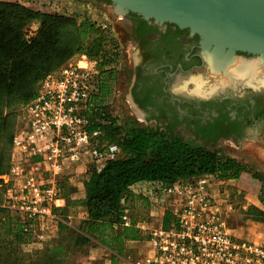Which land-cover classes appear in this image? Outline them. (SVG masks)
<instances>
[{"label":"built area","instance_id":"obj_1","mask_svg":"<svg viewBox=\"0 0 264 264\" xmlns=\"http://www.w3.org/2000/svg\"><path fill=\"white\" fill-rule=\"evenodd\" d=\"M91 24L102 43L100 59L80 52L41 79L34 97L19 108L9 167L0 174L5 208L30 237L29 244L43 243L40 236L56 226V210L66 201V171L85 157L100 169L121 152L102 130L112 120L121 122L112 114L114 89L105 98L100 92V74L118 51L114 22ZM155 182L156 191L166 194L164 203L154 190L147 198L164 209L166 224L137 222L125 205L121 226L137 228L146 243L145 252L127 264H264V240L236 232L233 218L241 194L229 179L214 172L169 185Z\"/></svg>","mask_w":264,"mask_h":264},{"label":"trees","instance_id":"obj_2","mask_svg":"<svg viewBox=\"0 0 264 264\" xmlns=\"http://www.w3.org/2000/svg\"><path fill=\"white\" fill-rule=\"evenodd\" d=\"M96 1L109 4L106 0ZM50 17L19 2L0 0V174L9 167L11 140L19 108L34 97L35 83L41 76L47 75L70 58H66L67 54L62 50L52 61L48 56V43L42 39V35L25 38L26 26L31 20L41 21L40 27L43 28L46 21H50ZM79 29H89L95 34V29L90 24L82 23ZM82 43L81 40L80 46ZM80 46L75 51L94 57V54L80 49ZM106 74L108 72L100 74L101 98H105L109 90ZM102 130L105 139L116 143L121 152L117 158L107 161L100 169L92 166L89 169V177L84 184V206L88 219L83 224V230L88 234L98 231L107 233L113 225L121 227L120 217L127 205L126 199L130 196L129 187L135 182L159 181L169 185L214 172H218L222 179H234L247 168L235 158L226 157L205 146L191 145L159 127H126L122 122L117 124L112 120L108 125L102 126ZM65 196L67 198L66 193ZM257 199L264 209L262 186ZM242 202L241 196L237 211ZM252 211L254 212V206L245 209V213ZM57 213L56 210V215ZM9 214L10 224L2 228L4 232L12 235L15 244L30 241L17 218L10 212ZM233 221L237 225L235 216ZM60 225L67 229L59 221L58 230ZM132 230L142 238L139 230L130 226L122 229L117 241L119 242L120 236L129 237ZM57 239L40 251L41 255H47L56 262L69 258L74 248L79 251L77 245L82 243L80 239V242L77 240V243L67 247L63 244L68 239L67 235ZM98 240L105 244L101 238ZM119 249L117 248V252Z\"/></svg>","mask_w":264,"mask_h":264},{"label":"flooded vegetation","instance_id":"obj_3","mask_svg":"<svg viewBox=\"0 0 264 264\" xmlns=\"http://www.w3.org/2000/svg\"><path fill=\"white\" fill-rule=\"evenodd\" d=\"M113 27L115 38L116 30L122 27L128 44L140 57L134 67L130 98L144 121L161 123V130L183 127L196 138L234 144L241 140L242 145L264 133L263 86L259 89L239 83L223 72L213 74L228 78L224 84L206 87L205 77L198 76L175 86L179 78L204 69L211 72L200 55L196 35L133 14L123 16ZM240 56L250 61L248 56ZM195 78L201 80L198 90Z\"/></svg>","mask_w":264,"mask_h":264},{"label":"rangeland","instance_id":"obj_4","mask_svg":"<svg viewBox=\"0 0 264 264\" xmlns=\"http://www.w3.org/2000/svg\"><path fill=\"white\" fill-rule=\"evenodd\" d=\"M12 1L19 2L32 10L40 11L51 16L50 21H46L43 28L40 27L41 21L35 19L31 20L26 26L27 34L25 36L26 39H30L42 35V39L48 43V56L51 60L62 50L63 53L67 54L66 58L78 54L79 52L75 50L80 46L81 40L83 43L80 49L89 51L91 54H94V60H99L103 48L101 40L97 37L96 30L95 34L89 29L80 30V24L86 23L87 25H92L91 21L95 19H110L114 24L120 22V19H117V15L114 14L110 4L96 0ZM116 31H118V33L115 42L118 46V51L115 58L111 60V64L107 71L108 74L105 75L106 82L109 84V89H114V96L112 97V114L116 120L119 119L126 127H160L159 125H161V123H147L144 121L133 106L130 98V87L133 80L134 67L137 65L138 61H140V57L128 44L126 33L123 31L122 27ZM97 41H99L98 44ZM240 58L241 57H238L237 61ZM237 61L235 64L239 62ZM232 66L226 68L228 73L231 72ZM197 73L198 74L177 79L175 86H178L180 82L186 81L188 77H205L206 87L217 85L223 79L222 76L213 74L212 72L209 73L205 69ZM43 77L44 76H41L36 81L35 89ZM259 77L262 79L264 78V72L262 70L259 72ZM263 83L254 86H258L259 89H261L262 86L264 87ZM188 87L192 88L190 84H188ZM166 131L168 134L180 137L191 145L205 146L219 151L220 154L226 157L237 159L254 173V176L262 182L261 186L264 188V133L259 134L257 136L258 139H254V142H244L242 145L243 141L241 140H238L240 141L239 144H234L233 142L224 140L210 141L196 138L190 135L183 127H174ZM255 190L257 191V187ZM249 206H254V212L245 213L247 207L235 211L234 216L237 222V225H235L237 228L236 232L243 238L252 239L254 241L264 240V209L261 204L257 202L256 198H254V205ZM40 251L41 249L34 248L33 244H29L28 242H22L18 245L14 243L12 238L0 237V264H43V261H45V264H83L81 252L77 251L75 248L69 258L59 262L50 259L47 255H41Z\"/></svg>","mask_w":264,"mask_h":264},{"label":"crops","instance_id":"obj_5","mask_svg":"<svg viewBox=\"0 0 264 264\" xmlns=\"http://www.w3.org/2000/svg\"><path fill=\"white\" fill-rule=\"evenodd\" d=\"M90 167L91 162L89 158L85 157L75 168L66 171L65 193L67 194V198L64 205L57 209V224L48 234L40 236L44 240L43 243H34L33 247L42 250L57 238L67 235V241L63 242L67 247L72 244L74 245L77 240L80 242L81 239L82 243L77 246L83 257V264H127L139 258L146 249V243L138 237L137 232L132 230L127 238L120 236L118 242L117 236L125 228L123 226L121 228L120 226L113 225L107 233L98 231L88 234L83 230L84 221L88 219L87 210L84 206V184L89 177ZM229 182L235 190L240 192L243 198L242 208L245 209L249 205H254V198L258 202L257 196L262 182L248 168L242 171L237 178L229 179ZM156 185L157 182L155 181L143 180L135 182L129 187L130 196L127 197L128 200L126 199L129 208L128 214L131 218L137 222L144 223L148 227L164 224L166 221L164 209L159 205H152L147 198L149 190H154L159 204L164 203L166 194L156 191ZM256 187L257 191L255 190ZM59 221H62V224L67 229L61 228L60 225L58 230ZM9 224L10 214L5 208L2 192L0 193V237H12L11 234L5 233L2 229ZM99 238L105 244L100 243ZM117 248H120L119 252H117Z\"/></svg>","mask_w":264,"mask_h":264},{"label":"water","instance_id":"obj_6","mask_svg":"<svg viewBox=\"0 0 264 264\" xmlns=\"http://www.w3.org/2000/svg\"><path fill=\"white\" fill-rule=\"evenodd\" d=\"M106 1L115 14H133L196 35L200 55L212 73L229 76L226 68L235 64L238 54L254 58L264 72V0Z\"/></svg>","mask_w":264,"mask_h":264},{"label":"bare ground","instance_id":"obj_7","mask_svg":"<svg viewBox=\"0 0 264 264\" xmlns=\"http://www.w3.org/2000/svg\"><path fill=\"white\" fill-rule=\"evenodd\" d=\"M238 61V63L233 65L231 68V72L229 73V76H231V78L239 83L251 84V86L264 82V78L262 79L259 77L260 68L258 63L254 61V58H250V61L241 58V60L239 59ZM227 79L228 78L223 77L220 83L224 84L225 82H227ZM200 81L201 80H198V78L193 79L196 90H198L201 85Z\"/></svg>","mask_w":264,"mask_h":264},{"label":"clouds","instance_id":"obj_8","mask_svg":"<svg viewBox=\"0 0 264 264\" xmlns=\"http://www.w3.org/2000/svg\"><path fill=\"white\" fill-rule=\"evenodd\" d=\"M259 89H257V91H258Z\"/></svg>","mask_w":264,"mask_h":264}]
</instances>
